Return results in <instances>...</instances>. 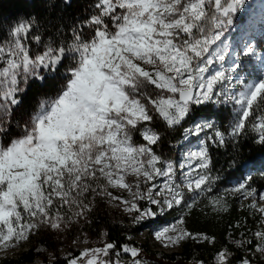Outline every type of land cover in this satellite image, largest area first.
<instances>
[{
	"label": "snow or ice",
	"instance_id": "snow-or-ice-1",
	"mask_svg": "<svg viewBox=\"0 0 264 264\" xmlns=\"http://www.w3.org/2000/svg\"><path fill=\"white\" fill-rule=\"evenodd\" d=\"M244 8L245 0H93L89 15L67 32L58 28L45 38L35 18L10 25L0 38V252L22 247L42 229L59 233L90 222L98 200L122 206L140 223L155 218L156 209H187V216L202 199L204 207L226 213L231 193L247 200V211L258 217L256 230H247L251 238L245 232L233 239L235 249L264 256V193L252 187V178L208 196L218 179L211 145L229 138L238 143L249 126L264 145V56L245 41L243 55L259 60L249 71L226 42ZM48 76L60 78L59 88L21 115L26 93L46 87ZM207 105L233 106L227 137L214 122L197 119ZM161 125L183 128L185 139L212 134L177 165L158 151ZM177 223L183 225L184 217ZM155 239L166 248L217 243L176 225ZM141 257L139 247L103 240L66 260L146 264ZM215 264L254 261L224 248Z\"/></svg>",
	"mask_w": 264,
	"mask_h": 264
},
{
	"label": "trees",
	"instance_id": "trees-1",
	"mask_svg": "<svg viewBox=\"0 0 264 264\" xmlns=\"http://www.w3.org/2000/svg\"><path fill=\"white\" fill-rule=\"evenodd\" d=\"M93 0H0V38H3L10 25L19 19L35 18L40 24L41 34L45 38L51 36L58 28H63L66 32L74 24L84 20L91 12ZM70 37V32L68 33ZM251 43L255 45L257 53L264 56V23L249 34ZM37 50V46L33 45ZM245 49L239 51V60L246 64L249 71L258 65L257 57H246L243 55ZM47 75V74H46ZM48 85L46 87H32L23 98L24 108L21 115H27L38 104L42 97L50 96L59 88L61 80L56 76H48ZM39 84V82H37ZM206 110L199 113L197 119L202 121L214 122V125L226 137L230 132L234 120V111L232 105H207ZM190 125H185V127ZM164 143L158 149L162 154L165 150H175V144L181 139L183 128L176 131L163 130ZM209 135L212 130H208ZM257 135L249 126L247 135L233 142L230 138L225 145L217 147L211 145L209 152L212 158V174L218 179L213 185V191L208 196H214L225 193L226 189L238 186L240 183L249 181L252 187L256 188L258 193L264 192V145L257 143ZM191 193L186 194V199L191 203ZM206 199V198H205ZM229 202V211L217 214L210 207H204L205 200L202 199L191 212L184 216L181 208H175L171 211L172 215L179 220L184 217V227L192 232H202L206 235L215 237V245L207 243H196L192 241L188 248L183 252V259L186 262H205L207 259L216 257L217 250L229 248L237 257H243L241 251H237L229 242V238L239 234L241 225L251 221V214L247 211V200L239 194H227ZM94 223H89L83 227L84 234L89 238H95L100 233H107L105 236L108 241H116L118 244L130 243L126 240L124 227L112 220V218L103 213L96 216ZM240 225L237 228L236 225ZM42 244H49L46 238L42 239ZM36 247L31 246L26 251L21 252L14 258H0V264H34L38 254L35 252ZM197 250L202 257H195L193 253ZM78 254L75 253V256ZM176 262L174 256L170 259ZM54 264H67V261H56Z\"/></svg>",
	"mask_w": 264,
	"mask_h": 264
},
{
	"label": "rangeland",
	"instance_id": "rangeland-1",
	"mask_svg": "<svg viewBox=\"0 0 264 264\" xmlns=\"http://www.w3.org/2000/svg\"><path fill=\"white\" fill-rule=\"evenodd\" d=\"M262 13H264V0H245V8L242 9L234 18L233 26L226 33V42L230 46V55L239 58V51L245 49V41L251 42L249 34L256 30L260 25L262 19ZM227 59V58H226ZM208 130L205 133H201L199 136H189L187 139L184 137V131L181 139L175 144V150H165L162 155L165 159H170L179 165L184 162V158L189 152L197 150L201 142L206 140ZM135 139L139 140L137 135ZM187 169L180 170L186 171ZM183 176H178L179 180H182ZM163 182L162 180L160 181ZM116 194H122L127 196V193H121L119 190H115ZM264 193V192H262ZM170 210H165L160 213L158 209L157 215L153 219L145 220L140 223H133L132 215L126 213L122 206H117L116 203H110L107 200H98L92 213L89 214V221H81L79 224L73 226L70 230L64 232H55L52 230H41L31 236L30 240L26 242L22 247H18L15 250H9L8 252H0V258H14L21 252L26 251L29 247H36L35 252L38 254V258L35 259L34 264H54V262L67 261L66 257H74L75 253H79L89 246H100L103 240H106L105 235L100 233L95 238H89L84 234L83 227L89 223H94L97 220L96 216L99 214L109 215L113 221L118 223L121 227H124V234L126 240L135 244L133 246L139 247L142 250V259L146 264H199V262H186L183 259V252L188 248V245L192 241L182 242L181 245L176 247H164V243L155 239V234L163 231L165 228H169L173 225L179 228H185L184 224L177 223V219L172 215ZM258 223V217L251 215L250 223H244L241 225L239 234L233 235L229 238L230 244L233 245V239L239 240L242 234L247 232V238H251L252 232L247 231L251 229L256 230ZM131 237V240H129ZM46 238L49 244H42V239ZM89 241L88 244L83 243L84 239ZM255 243V241H253ZM235 248V247H234ZM243 255L249 256L254 261V264H264V256L253 253L251 250L244 252ZM195 257H202L203 255L197 250L193 252ZM174 256L177 259L176 262L171 261V257ZM235 256V255H234ZM237 257V256H235ZM215 258L207 259L203 264H215ZM123 259L127 260V255L123 256Z\"/></svg>",
	"mask_w": 264,
	"mask_h": 264
}]
</instances>
